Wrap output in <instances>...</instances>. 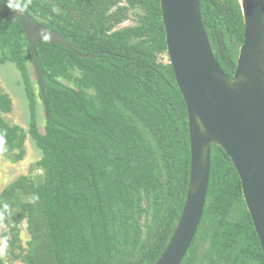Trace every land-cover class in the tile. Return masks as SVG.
Masks as SVG:
<instances>
[{
    "label": "trees",
    "instance_id": "trees-1",
    "mask_svg": "<svg viewBox=\"0 0 264 264\" xmlns=\"http://www.w3.org/2000/svg\"><path fill=\"white\" fill-rule=\"evenodd\" d=\"M18 2L73 48L35 44L48 101L46 112L37 86L40 132L29 45L0 0V63L21 75L28 133L41 151L36 172L0 192L2 255L23 264H154L181 215L190 167L186 105L171 63L158 58L167 52L160 0ZM199 3L215 58L232 76L243 41L240 1ZM11 110L0 86V149L17 162L27 134L4 119ZM179 264H264L239 175L214 144L202 216Z\"/></svg>",
    "mask_w": 264,
    "mask_h": 264
},
{
    "label": "water",
    "instance_id": "water-1",
    "mask_svg": "<svg viewBox=\"0 0 264 264\" xmlns=\"http://www.w3.org/2000/svg\"><path fill=\"white\" fill-rule=\"evenodd\" d=\"M243 41L232 76L220 67L202 21L199 0H160L166 51L187 109L190 167L185 202L169 242L154 264H179L200 222L210 175L211 144L239 175L246 208L264 255V0H239ZM31 52L39 89L46 82L35 44L73 46L34 21L18 0H7Z\"/></svg>",
    "mask_w": 264,
    "mask_h": 264
},
{
    "label": "rangeland",
    "instance_id": "rangeland-1",
    "mask_svg": "<svg viewBox=\"0 0 264 264\" xmlns=\"http://www.w3.org/2000/svg\"><path fill=\"white\" fill-rule=\"evenodd\" d=\"M133 24L131 19L120 23L116 28H121ZM159 61L166 64L170 62L167 52L161 53ZM33 87L36 92V113H37V125L40 132L43 131L45 122L43 104L38 96L37 84L35 83V75L31 74ZM0 86L4 92H6L12 100V110L9 113H3L4 119L10 124H18L26 131L27 138L25 140V156L21 161L11 162L7 159L2 149H0V192L11 181L15 180L20 175L34 174L36 172L35 162L41 157L40 149L35 145L34 139L28 133L29 122V108L28 100L25 95V91L22 85V78L19 71L11 62L0 63ZM37 173L39 171L37 170ZM1 224H0V256L4 249V240L1 237ZM22 244L28 238L25 230V225L21 230ZM5 264H23L17 259H6L4 256Z\"/></svg>",
    "mask_w": 264,
    "mask_h": 264
}]
</instances>
